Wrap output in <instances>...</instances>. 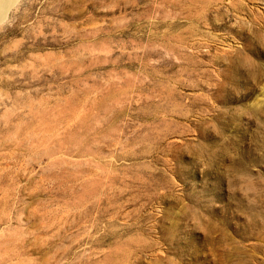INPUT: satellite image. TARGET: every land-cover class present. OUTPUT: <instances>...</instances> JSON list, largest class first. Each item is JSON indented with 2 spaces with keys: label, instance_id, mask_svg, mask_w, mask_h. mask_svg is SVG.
<instances>
[{
  "label": "rangeland",
  "instance_id": "rangeland-1",
  "mask_svg": "<svg viewBox=\"0 0 264 264\" xmlns=\"http://www.w3.org/2000/svg\"><path fill=\"white\" fill-rule=\"evenodd\" d=\"M13 2L0 264H264V0Z\"/></svg>",
  "mask_w": 264,
  "mask_h": 264
},
{
  "label": "bare ground",
  "instance_id": "bare-ground-1",
  "mask_svg": "<svg viewBox=\"0 0 264 264\" xmlns=\"http://www.w3.org/2000/svg\"><path fill=\"white\" fill-rule=\"evenodd\" d=\"M13 1L15 0H3L1 8H0V19H2L5 16L8 7L11 6L12 3H14Z\"/></svg>",
  "mask_w": 264,
  "mask_h": 264
},
{
  "label": "clouds",
  "instance_id": "clouds-1",
  "mask_svg": "<svg viewBox=\"0 0 264 264\" xmlns=\"http://www.w3.org/2000/svg\"><path fill=\"white\" fill-rule=\"evenodd\" d=\"M16 3H18V0H16ZM0 27H3V24L2 23H0Z\"/></svg>",
  "mask_w": 264,
  "mask_h": 264
}]
</instances>
